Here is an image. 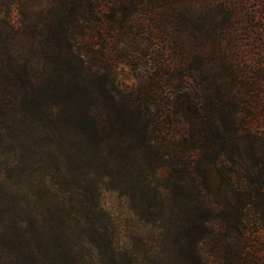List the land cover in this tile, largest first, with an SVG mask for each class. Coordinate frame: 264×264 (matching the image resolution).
I'll return each mask as SVG.
<instances>
[{"label":"rangeland","instance_id":"rangeland-1","mask_svg":"<svg viewBox=\"0 0 264 264\" xmlns=\"http://www.w3.org/2000/svg\"><path fill=\"white\" fill-rule=\"evenodd\" d=\"M1 1L15 50L41 45L42 72L81 57L89 104L148 110L151 197L170 219L201 223L183 248L207 264H264V0ZM129 202L103 194L122 240L155 249Z\"/></svg>","mask_w":264,"mask_h":264},{"label":"trees","instance_id":"trees-1","mask_svg":"<svg viewBox=\"0 0 264 264\" xmlns=\"http://www.w3.org/2000/svg\"><path fill=\"white\" fill-rule=\"evenodd\" d=\"M2 2L0 264H207L197 248H183L185 229L201 223L187 227L154 201L158 191L145 173L153 166L148 110L89 104L94 85L82 75L81 57L67 69L54 60L42 72L41 45L33 57L15 50ZM97 90L109 95L105 83ZM107 191L128 197L134 216L146 211L141 220L156 234L155 249L135 233L122 240L103 203Z\"/></svg>","mask_w":264,"mask_h":264}]
</instances>
